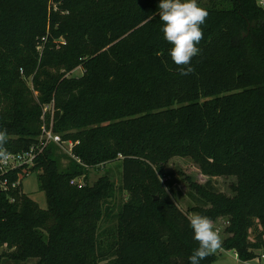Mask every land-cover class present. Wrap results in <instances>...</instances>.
<instances>
[{
	"label": "trees",
	"instance_id": "obj_1",
	"mask_svg": "<svg viewBox=\"0 0 264 264\" xmlns=\"http://www.w3.org/2000/svg\"><path fill=\"white\" fill-rule=\"evenodd\" d=\"M159 2L0 0V130L7 129L8 152L36 142L43 115L74 143L67 154L50 142L29 170L46 207L25 192L12 191L11 202L0 191V264H190L199 245L189 215L161 179L175 156L191 157L204 174L237 177L233 196L194 184L210 204L197 210L228 219L222 247L240 260L264 249V84L257 72L264 68V8L258 0H198L209 12L201 54L192 59L194 72L181 75ZM79 66L83 74L70 77ZM51 103L52 121L44 112ZM113 161L120 187L109 178L96 188L70 184L86 180L89 166ZM26 170L8 176L26 177ZM124 190L115 209L109 199ZM112 213L116 226L100 231Z\"/></svg>",
	"mask_w": 264,
	"mask_h": 264
},
{
	"label": "rangeland",
	"instance_id": "obj_2",
	"mask_svg": "<svg viewBox=\"0 0 264 264\" xmlns=\"http://www.w3.org/2000/svg\"><path fill=\"white\" fill-rule=\"evenodd\" d=\"M40 49V47L38 48ZM83 67L79 66L75 68L70 74V77H79L83 74ZM258 82L264 84V68L259 67L257 69ZM74 146V143L70 141H65L61 144V149L63 152L70 154L71 149ZM68 160H64L67 162ZM164 186L172 194L173 198L179 204V206L188 213L189 216L193 214H200L198 212V207L209 208L210 204H206L204 201H201V196L199 191L193 187L194 184L204 186L208 189L210 186L214 187L218 192L224 193L226 195L233 196L235 192L232 187L237 183V177L235 175H217L211 176L204 174L199 165L191 157L175 156L170 159L169 163L164 170V175L161 176ZM109 178L111 181L115 182L118 187L121 186V167L119 161H113L106 163L104 165L89 166L88 175L86 178L87 186L91 188H96L99 181ZM23 190L26 194L36 200L42 207L47 206L46 196L44 191L39 187V182L37 179V173L32 172L26 176L23 180ZM127 191H118L116 197L109 199L112 206H115V209L118 208L120 204L126 199ZM157 196H153L155 199ZM204 200V198H203ZM201 215V214H200ZM214 223V229L218 231L222 242L228 236L225 231V226L227 225L228 219L224 217H219L215 220H212ZM116 219L114 218L113 213L109 216H105L100 221V231L109 230L116 226ZM220 229V230H219ZM105 232V233H108ZM106 235V234H105ZM254 238V235L251 234V239ZM257 253L260 250L256 251ZM217 259L212 264H258L259 261L257 258H254L249 261H242L238 258L233 249L227 250L222 246L216 252ZM102 263V262H100ZM99 263V264H100ZM4 264H16L11 260L5 261ZM18 264H38V260L33 259L27 262L18 263Z\"/></svg>",
	"mask_w": 264,
	"mask_h": 264
},
{
	"label": "clouds",
	"instance_id": "obj_3",
	"mask_svg": "<svg viewBox=\"0 0 264 264\" xmlns=\"http://www.w3.org/2000/svg\"><path fill=\"white\" fill-rule=\"evenodd\" d=\"M161 31L164 39L172 45L169 55L173 63L180 69L181 75L194 72L192 59L201 54L198 47L204 38L202 26L206 23L209 12L199 5L198 0H160L158 5ZM8 143L7 129L0 130V163L9 158L6 148ZM193 230V239L198 243L188 257L190 264H200L209 255L222 246V239L211 218L200 214L188 217Z\"/></svg>",
	"mask_w": 264,
	"mask_h": 264
},
{
	"label": "built area",
	"instance_id": "obj_4",
	"mask_svg": "<svg viewBox=\"0 0 264 264\" xmlns=\"http://www.w3.org/2000/svg\"><path fill=\"white\" fill-rule=\"evenodd\" d=\"M258 4L264 8V0H258ZM54 110V103L44 106V112L51 111V121L53 120ZM42 118L44 120V123L41 126V133L36 142H34L27 150L21 152H9L10 155L8 160L4 163H0V191L8 193L11 202L15 201V196L12 194V191L19 190L21 193L24 192L22 186L25 177H23L21 172H18V177L15 180H11L8 175L13 171L22 168L23 170L27 169L26 174L28 176L31 173L29 172V170L36 164L37 157L50 142L59 144L65 142L64 140H62L61 134L53 130V123L51 122L50 124H47L45 122V115H43ZM70 143L73 142L70 141ZM70 184L73 186H77L78 188L84 187L86 185L84 175L71 178ZM228 225L229 221H227L225 229ZM1 248L2 246L0 245V249ZM234 252L236 253L235 250ZM255 258L258 259V264H264V249H261L260 252L257 253V257Z\"/></svg>",
	"mask_w": 264,
	"mask_h": 264
}]
</instances>
